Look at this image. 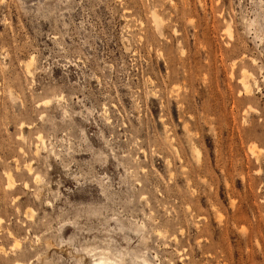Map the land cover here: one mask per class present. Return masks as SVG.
Returning <instances> with one entry per match:
<instances>
[{
	"label": "rangeland",
	"instance_id": "374dc122",
	"mask_svg": "<svg viewBox=\"0 0 264 264\" xmlns=\"http://www.w3.org/2000/svg\"><path fill=\"white\" fill-rule=\"evenodd\" d=\"M116 255L264 264V0H0V264Z\"/></svg>",
	"mask_w": 264,
	"mask_h": 264
},
{
	"label": "bare ground",
	"instance_id": "6f19581e",
	"mask_svg": "<svg viewBox=\"0 0 264 264\" xmlns=\"http://www.w3.org/2000/svg\"><path fill=\"white\" fill-rule=\"evenodd\" d=\"M157 24H159V23H157ZM232 38V37H231ZM33 60V59H32ZM245 73V72H244ZM244 73H243V75H244ZM247 74H249L248 72H247ZM246 74V75H247ZM245 76V75H244ZM248 76V75H247ZM249 77V76H248ZM247 77V78H248ZM250 79H251V77H249ZM246 79V78H245ZM248 80V79H247ZM255 80V79H254ZM253 81V79L251 80V82ZM242 85H243V87H244V89L246 90V92L248 93V92H250V83L248 82V81H246V80H243L242 81ZM246 94V93H245ZM41 137V136H40ZM39 138V137H38ZM40 140L42 141V139L40 138ZM40 141V142H41ZM197 152V151H196ZM8 178V177H7ZM38 178V177H37ZM8 180H9V178H8ZM12 182H13V180H11ZM10 182V181H9ZM11 184H13V183H11ZM14 185V184H13ZM9 187H10V185H9ZM11 188H13V187H11ZM16 247V246H15ZM17 247H19V245H17ZM114 257V259H112L111 257H107V256H105V257H100V258H98V259H96L95 260V264H123V260L120 258V256H113ZM145 257V256H144ZM146 258V257H145ZM144 264H149L148 263V261H144Z\"/></svg>",
	"mask_w": 264,
	"mask_h": 264
}]
</instances>
